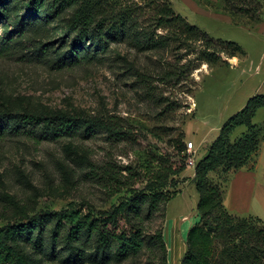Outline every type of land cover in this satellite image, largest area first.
Returning <instances> with one entry per match:
<instances>
[{
    "label": "rangeland",
    "instance_id": "374dc122",
    "mask_svg": "<svg viewBox=\"0 0 264 264\" xmlns=\"http://www.w3.org/2000/svg\"><path fill=\"white\" fill-rule=\"evenodd\" d=\"M28 1L0 0V230L20 224V216L61 212L60 226L54 216L44 221L40 244L34 242L39 228L24 241L29 264H161L164 256L169 264L168 248L161 249L159 238L162 234L165 240L167 219L200 220L195 173L175 144L194 141L201 160L223 123L249 97L264 94V87L259 88L264 11L263 22L246 28L196 0H170L190 24L243 47L246 55L234 66L226 52L219 53L216 63L208 61L214 48L202 40L171 37L165 46L148 47L141 35L148 28L147 17L125 28L106 51H95L92 44L75 51V33L68 30L73 5L58 15L49 10L46 18L29 13ZM206 1L225 5L224 0ZM54 111L99 119V125L55 133L42 121L20 119ZM254 121L264 125V107ZM244 131L240 127L233 136ZM262 138L264 142V132ZM257 156L244 167L255 170ZM179 161L183 172L162 181L154 178L155 170ZM229 176L217 170L209 179L224 185L223 200L228 198L232 210L236 206L233 214L253 217L252 226L264 233V216L255 214L261 209L253 200L254 187L238 184L248 181L247 175ZM259 180L264 183V157ZM157 192V210L143 204L140 212V252L118 259L115 244L103 250L98 236L85 231L69 240V230L82 216L100 217L138 194ZM216 247L222 248L219 243Z\"/></svg>",
    "mask_w": 264,
    "mask_h": 264
},
{
    "label": "trees",
    "instance_id": "16d2710c",
    "mask_svg": "<svg viewBox=\"0 0 264 264\" xmlns=\"http://www.w3.org/2000/svg\"><path fill=\"white\" fill-rule=\"evenodd\" d=\"M130 1L29 0L26 8L34 16L48 18L49 10L55 9L54 15H58L73 5L75 9L68 30L75 33L73 42L75 51L85 44H92L95 51H106L111 40L122 35L125 28L134 27L138 18L147 17L144 22L147 23L148 28L141 35L148 47L165 46L167 39L173 37L183 41H206L214 48L210 54L213 58H207L211 63H216L220 58L219 53L222 52L228 53L231 57L245 54L238 43L213 38L198 26L190 24L185 17L174 10L170 0ZM196 1L229 15L237 26L251 28L262 22L264 2L261 0H224L225 5L222 7L212 1H206L207 3L203 2L204 0ZM158 30L166 33H158ZM200 59L205 57L202 56ZM263 107L264 94L252 96L242 110L225 121L208 153L197 162L194 168V183L199 194L197 211L200 220L187 234V251L181 264H264V233L252 226L253 217L239 218L226 210L223 200L224 185L213 184L209 179L212 172L221 170L228 175L243 168L249 160L257 156L263 143L264 125L255 123L254 118L257 111ZM20 119L24 123L42 121L55 133H71L80 124H89V127L99 125V119L82 118L78 114L60 111L28 113ZM241 126H245L246 131L233 139L234 131ZM175 145L178 155L180 153L182 155L186 142L179 140ZM181 159L186 162V155ZM184 170L183 162H172L166 167L155 170L154 178L162 181ZM227 180L225 179L224 184ZM159 193L138 194L131 201L121 203L100 217L82 216L69 230V240L77 239L78 234L85 231L88 235L98 236L99 248L103 250H110L115 244L118 259H123L130 253L140 252L144 246L140 212L143 204H148L150 211L157 210L161 201ZM62 215L61 212H52L32 218L20 216V224H9L1 229L0 264H29L22 248L24 241L30 240L35 230L39 228L34 242L40 244L44 221L53 216L57 217V227L63 221ZM159 238L161 249L167 252L163 235L160 234ZM218 243L222 247L221 250L216 247ZM77 250L79 252V249ZM161 264H168L167 256L163 257Z\"/></svg>",
    "mask_w": 264,
    "mask_h": 264
},
{
    "label": "crops",
    "instance_id": "0c3cea01",
    "mask_svg": "<svg viewBox=\"0 0 264 264\" xmlns=\"http://www.w3.org/2000/svg\"><path fill=\"white\" fill-rule=\"evenodd\" d=\"M224 17L225 20H228V21H232V18L229 16V15H224L222 16ZM263 22V21H262ZM261 23V22H260ZM258 23V24H260ZM248 28V27H246ZM224 40V39H223ZM227 41H231V40H227ZM237 43V42H236ZM243 48V47H242ZM244 50V49H243ZM245 51V50H244ZM246 55V52L244 55H240V56H234L233 59L231 60L233 63H231L232 65L234 66H239L240 63H241V57L242 56H245ZM258 68V66H257ZM256 76H260L261 74H255ZM261 87H264V75L262 76V79L260 81V84H259V88ZM258 94H262V93H258ZM256 95V94H255ZM254 96V95H253ZM251 97H249L250 99ZM248 99V100H249ZM246 105V104H245ZM245 107V106H244ZM243 107V108H244ZM242 108V109H243ZM241 109V110H242ZM262 108H260L257 113L261 110ZM237 113V112H236ZM256 113V115H257ZM231 117V116H230ZM256 117V116H255ZM255 120V118H254ZM255 122V121H254ZM225 123V122H224ZM223 123V124H224ZM222 127V126H221ZM241 127H245V126H241ZM240 128V127H238ZM237 128V129H238ZM221 129V128H220ZM236 129V130H237ZM246 127H245V131H246ZM235 130V131H236ZM234 131V132H235ZM244 131V132H245ZM243 133V132H242ZM241 133V134H242ZM234 134V133H233ZM240 134V135H241ZM239 135V136H240ZM237 136V137H239ZM237 137H234L232 135V138L233 139H236ZM264 157V142L262 143L261 147H260V150H259V154L257 156V159H258V165L256 166V169L254 170H249L247 167H243L237 171H233L230 173V176L229 178L232 176V175H236V176H240V175H244L246 174L247 177H248V181H246L245 183H243L244 181L242 182H238L239 185H242L241 187H244V188H248V187H254V197H253V200L254 202L257 201V205L259 206V208L261 209L260 212H255V214L257 215H263L264 216V183L261 182L259 180V167L261 166V161ZM193 169V168H192ZM194 170V169H193ZM245 180H247V178H244ZM235 189V188H234ZM234 192V191H233ZM228 198H226L224 196V205L226 207V209L231 213L233 214L232 212L237 210L236 209V206H234V210H232L230 208V206L227 204L228 202ZM238 207V206H237ZM232 211V212H231ZM235 215V214H234ZM186 215H182V217H185ZM247 216V215H246ZM195 220L197 218H194ZM195 220L193 221H190L189 222V219L185 217V219H182V218H168L167 219V222H166V225H165V229H164V235H165V241H166V245H167V248H168V254H169V264H173V258H175V264H181L180 261L182 259V257L185 255L186 251H187V244H186V240H187V234L190 230V228L196 223Z\"/></svg>",
    "mask_w": 264,
    "mask_h": 264
},
{
    "label": "built area",
    "instance_id": "2783aa9c",
    "mask_svg": "<svg viewBox=\"0 0 264 264\" xmlns=\"http://www.w3.org/2000/svg\"><path fill=\"white\" fill-rule=\"evenodd\" d=\"M197 152L198 147L195 142L190 140L186 142L185 150L183 151V155H186V164L189 168H195L197 165Z\"/></svg>",
    "mask_w": 264,
    "mask_h": 264
},
{
    "label": "water",
    "instance_id": "95a60500",
    "mask_svg": "<svg viewBox=\"0 0 264 264\" xmlns=\"http://www.w3.org/2000/svg\"><path fill=\"white\" fill-rule=\"evenodd\" d=\"M230 62H232V61L230 60Z\"/></svg>",
    "mask_w": 264,
    "mask_h": 264
}]
</instances>
